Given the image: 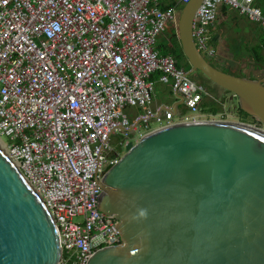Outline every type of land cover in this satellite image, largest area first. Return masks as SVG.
Returning a JSON list of instances; mask_svg holds the SVG:
<instances>
[{"label": "built area", "instance_id": "2783aa9c", "mask_svg": "<svg viewBox=\"0 0 264 264\" xmlns=\"http://www.w3.org/2000/svg\"><path fill=\"white\" fill-rule=\"evenodd\" d=\"M189 1L165 9L160 0H0V139L54 222L58 264H85L95 251L123 243L117 219L96 205L94 174L153 129L202 120L210 93L158 46ZM254 1L203 0L193 24L200 53L217 54L209 29L221 4L264 30ZM154 74L183 96V119L151 108ZM128 107L143 112L132 120ZM138 119L133 133L120 131ZM151 119L159 126L150 128ZM116 132L123 135L118 149Z\"/></svg>", "mask_w": 264, "mask_h": 264}, {"label": "water", "instance_id": "95a60500", "mask_svg": "<svg viewBox=\"0 0 264 264\" xmlns=\"http://www.w3.org/2000/svg\"><path fill=\"white\" fill-rule=\"evenodd\" d=\"M202 2L190 0L177 18L187 75L200 72L264 125V78L224 71L197 49L193 24ZM167 109L180 115L177 106ZM140 123L119 129L133 133ZM5 153L0 148V264H58L54 222ZM94 180L96 205L117 219L123 243L85 264H264V129L223 120L159 127Z\"/></svg>", "mask_w": 264, "mask_h": 264}, {"label": "crops", "instance_id": "0c3cea01", "mask_svg": "<svg viewBox=\"0 0 264 264\" xmlns=\"http://www.w3.org/2000/svg\"><path fill=\"white\" fill-rule=\"evenodd\" d=\"M178 1L179 0H160V6L166 9L171 6L178 5ZM254 4L264 12V0H255ZM181 10H179L178 12V17ZM237 16L246 17V15L242 14L239 10L230 5L221 4L218 6L216 22L209 29L210 35L214 41L213 44L216 47L217 54L214 58L210 59L212 63L215 64V66L229 73H231L230 70L235 67L239 72H243L242 75H246L247 77L252 79L256 78L257 74L264 76V67H261L260 63L255 61L252 52V50L258 45L261 37L264 36V30L258 22L252 21L248 17H246L248 20L258 25L259 33L257 35L254 32H247L245 30H242L237 23ZM177 30L178 22L177 27L170 25L167 33L160 38L159 45L164 42L170 41L171 36L169 37V33L171 35L173 33L176 34L177 38L179 39V33L177 32ZM241 43L246 44V56L242 54L243 52H241ZM235 44L237 46H235ZM246 71H248L249 76L245 73ZM235 75H238V73ZM257 79H261V77H258ZM153 81H155V87L158 85H162L161 88L163 89V92L166 94L167 98L166 101H164L160 100L158 96H155V100L153 101L151 108L155 111L156 115H162L165 110H168L167 107L173 108L175 106H177L180 113L178 117L184 115L187 109L185 108L184 104L178 105L179 99L172 87L160 82L159 78L156 80L154 79ZM136 109L137 110L131 112L130 114L132 120H134L137 115L142 114L143 112L142 109Z\"/></svg>", "mask_w": 264, "mask_h": 264}, {"label": "rangeland", "instance_id": "374dc122", "mask_svg": "<svg viewBox=\"0 0 264 264\" xmlns=\"http://www.w3.org/2000/svg\"><path fill=\"white\" fill-rule=\"evenodd\" d=\"M237 23L238 25L240 26V28L242 30H245V31H249V32H254L258 35V25L250 20H248L246 17H243V16H237ZM237 30V29H236ZM235 46H237L235 44ZM241 46V52H243L242 54H244L245 56L247 55V51L245 49V46L246 44L244 43H241L240 44ZM245 59V58H243ZM231 74H237L239 73V71L234 67L230 70ZM198 73V72H196ZM247 75H248V71L245 72ZM249 76V75H248ZM198 77H202V76H198ZM261 77L263 78L264 76L262 75H258L257 74V77ZM200 80V78H199ZM206 87L208 92L210 93L209 91V88H212L213 90H215L220 96H225V99H227L228 103L227 105L224 107L225 108V111L223 113H219L217 115H208V114H201L202 116H200V119L202 120H223V121H230V122H236V123H244V124H247V125H252V126H255V127H258V128H261V129H264V125L258 121V119L256 118H248L247 120H243L241 119V117L239 116V113H238V109H237V104H238V100L237 98L232 94V93H226L225 90L219 88L218 86H216L215 84H213L211 81H208L206 80ZM162 85H158L155 87L154 89V92H153V101L155 100V96H158V98L160 100H164L166 101V94L163 92V89L161 88ZM137 110L136 107H128L126 109V112L130 115L131 112ZM184 116H180L178 117V119H183ZM159 126V123L155 120H150V128H156ZM122 133L121 132H116L114 135H112V138H111V143L113 144L112 146L114 147H117V149L119 148L117 145L118 144V140H121L122 138ZM3 140L5 142H8V137H4L3 136ZM121 150V155L124 154V152H126V148H120Z\"/></svg>", "mask_w": 264, "mask_h": 264}, {"label": "trees", "instance_id": "16d2710c", "mask_svg": "<svg viewBox=\"0 0 264 264\" xmlns=\"http://www.w3.org/2000/svg\"><path fill=\"white\" fill-rule=\"evenodd\" d=\"M171 36V37H170ZM170 41L164 42L159 45L160 53L164 56L171 55L175 58L177 62V66L179 68L184 69L186 72H188L191 69V65L189 64L188 60L184 56V53L182 51L181 43L179 39L177 38L176 34H170ZM255 61L260 63L261 67H264V36L261 37L258 45L252 50ZM258 65V64H257ZM202 77H198V76ZM190 77L202 83L203 85L206 84V80H208L203 74L200 72L194 73L190 75ZM159 78V74H154L151 77V80H156ZM200 78V80H199ZM209 81V80H208ZM207 87V86H206ZM208 88V87H207ZM210 96L205 97L204 100L201 103V113L202 114H208V115H217L219 113H223L225 111V106L227 105L228 101L225 99V96H220L215 90L212 88H209ZM226 93H230L228 91H225ZM237 98V97H236ZM238 100V98H237ZM237 109L239 116L243 120H247L248 118H254L244 112L240 109L239 104H237ZM187 111H185L186 113ZM259 121V120H258ZM260 122V121H259Z\"/></svg>", "mask_w": 264, "mask_h": 264}, {"label": "bare ground", "instance_id": "6f19581e", "mask_svg": "<svg viewBox=\"0 0 264 264\" xmlns=\"http://www.w3.org/2000/svg\"><path fill=\"white\" fill-rule=\"evenodd\" d=\"M0 148L4 151V153L6 152V151H5V148H4V145H3V142L1 141V139H0ZM5 154H6V153H5ZM13 163H14V162H13ZM14 164L16 165V167H18L16 163H14Z\"/></svg>", "mask_w": 264, "mask_h": 264}]
</instances>
